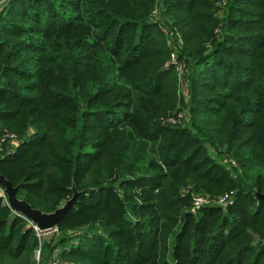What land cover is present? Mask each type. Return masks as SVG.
<instances>
[{
    "label": "trees",
    "instance_id": "16d2710c",
    "mask_svg": "<svg viewBox=\"0 0 264 264\" xmlns=\"http://www.w3.org/2000/svg\"><path fill=\"white\" fill-rule=\"evenodd\" d=\"M8 1L0 171L46 211L82 191L42 264H264L247 233L264 217V0ZM170 24L188 42L175 60ZM39 246L0 196V264H41Z\"/></svg>",
    "mask_w": 264,
    "mask_h": 264
},
{
    "label": "rangeland",
    "instance_id": "374dc122",
    "mask_svg": "<svg viewBox=\"0 0 264 264\" xmlns=\"http://www.w3.org/2000/svg\"><path fill=\"white\" fill-rule=\"evenodd\" d=\"M8 0H0V12L2 11L3 7L5 5L8 4ZM221 12V11H220ZM166 29L169 31L170 36L167 37L169 43L171 46L176 48V51H174L175 54V58H177V51H184L187 47H188V42L185 39V37L183 36V31L179 28H173L172 25L170 24L168 27H166ZM181 65H179L177 67V72H178V78H177V82H178V90L180 93H182L183 96V100L184 102H182L179 105V108L177 109L179 113V115H182L181 121L184 122V115L187 113L188 109L185 107V99L187 97V87H188V82H184V79L186 80V75L183 74V72H186L188 69V63H185V61H181ZM181 68V69H180ZM188 80V79H187ZM184 124V123H183ZM209 151H211V147L209 146ZM213 153V152H212ZM215 156H217L218 159H222L225 158L224 156V152L216 154ZM234 159V158H233ZM228 164V163H227ZM232 170H234L236 172V174L241 177L244 182L249 185V186H253L254 183V179H255V175L257 174V169L256 170H249L248 168H242V166L235 165L234 163H231V165L229 166ZM264 217H261L259 219V222H257V224L255 226H253V228H248L247 229V233L249 234V236L252 237V240L258 242L259 240H264ZM246 233V234H247ZM53 235L52 232L46 233L45 237H43V241L42 244L39 246L38 251L40 252V260L41 261V250L42 247L44 245V240H49L50 237ZM42 264V261H41Z\"/></svg>",
    "mask_w": 264,
    "mask_h": 264
},
{
    "label": "water",
    "instance_id": "95a60500",
    "mask_svg": "<svg viewBox=\"0 0 264 264\" xmlns=\"http://www.w3.org/2000/svg\"><path fill=\"white\" fill-rule=\"evenodd\" d=\"M0 184L4 188V194L7 196V203L14 212L27 218L31 224H36L44 233L51 232L56 228L58 223L74 208L78 195L82 192L73 186L74 194L65 200V202L52 211H46L39 207L33 206L27 199L18 196L20 184H13L0 171ZM260 198H264V192L256 189ZM0 193V196H3Z\"/></svg>",
    "mask_w": 264,
    "mask_h": 264
},
{
    "label": "built area",
    "instance_id": "2783aa9c",
    "mask_svg": "<svg viewBox=\"0 0 264 264\" xmlns=\"http://www.w3.org/2000/svg\"><path fill=\"white\" fill-rule=\"evenodd\" d=\"M167 32V31H166ZM174 58V60H175V56L173 57ZM181 69V68H180ZM184 73V72H183ZM184 82H186L185 80H184ZM179 118L181 119L182 118V115H179ZM173 124H175V123H177L178 122V118H175V117H171L170 119H169ZM12 138H13V140H12V145H14L15 146V144H16V139H15V136H13V135H10ZM231 163H234L235 165H237L236 164V162L235 161H232ZM4 192V188H3V186L0 184V193H3ZM3 198H4V201L5 202H7L8 201V199H7V196L3 193V196H2ZM230 198H231V195H228L227 193L225 194V195H221V196H219L218 197V199H211V197L209 196V195H203V194H197L195 197H194V208H197V207H199V206H201L202 204H209V203H216V204H221V205H226L227 204V202L230 200ZM32 226L34 227V229L36 230V233L38 234V236L40 237V245L42 244V241H43V237L42 236H45V234L46 233H49V232H46V233H44V232H42L41 230H40V228L36 225V224H32ZM56 229V228H55ZM54 229V230H55ZM54 230H52L51 232H53ZM40 252L38 251V249H37V252H36V257H37V259H38V261L40 260L39 258V256H40V254H39ZM55 259H56V257L55 256H53V258H51V262H50V264H56L55 263Z\"/></svg>",
    "mask_w": 264,
    "mask_h": 264
}]
</instances>
